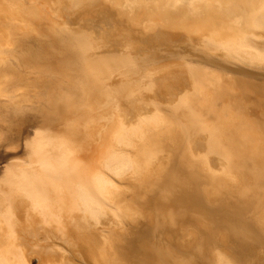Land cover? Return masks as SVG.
I'll use <instances>...</instances> for the list:
<instances>
[{
    "label": "rangeland",
    "instance_id": "1",
    "mask_svg": "<svg viewBox=\"0 0 264 264\" xmlns=\"http://www.w3.org/2000/svg\"><path fill=\"white\" fill-rule=\"evenodd\" d=\"M3 1L0 264H264V187L241 195L264 175V61L241 59L224 47L222 39L238 27L227 18L211 34L200 19L194 21L200 25H181V16L195 13L192 6L140 0L132 6L145 8L144 15L133 17L139 24L147 20L152 27L167 10L176 26L161 42L136 45V33L120 35L128 30L130 17L105 8L127 5L108 3L97 7L101 14L89 17L87 11L84 18L50 0ZM211 11H200L210 27ZM113 30L120 44L111 42L117 39ZM262 34L248 33L247 38L264 51ZM96 67L105 73L91 82L95 88L89 94L84 85ZM177 75L189 78L172 93L162 95L149 87ZM220 83L230 87L222 96L215 93ZM122 86L135 89L146 113L131 117L122 112ZM106 95L109 105L101 103ZM92 105L96 111L91 113ZM148 111L157 115V124ZM218 122L226 128L225 143L239 149L225 157L214 154V167L191 138L199 132L194 140L205 141L204 127ZM137 126L149 133L146 165L136 161L144 144ZM185 150L196 164L187 163ZM116 153L133 158L134 166L117 169L122 160L113 163ZM191 166L196 203L211 215L189 201H169L172 172L191 171ZM57 173L75 176L66 188L76 210L66 225L49 220L57 185L45 178ZM103 174L113 180L110 193L101 185ZM85 198L108 216L93 224L104 260L86 243L70 241L82 233L78 223L89 225ZM15 201L20 205L14 210Z\"/></svg>",
    "mask_w": 264,
    "mask_h": 264
},
{
    "label": "bare ground",
    "instance_id": "2",
    "mask_svg": "<svg viewBox=\"0 0 264 264\" xmlns=\"http://www.w3.org/2000/svg\"><path fill=\"white\" fill-rule=\"evenodd\" d=\"M50 1L53 2L54 5L56 3H58L61 6L69 7L70 12H73L74 14H77L78 16H82L84 18H87L84 16V15L88 14L87 11H91L89 17L95 16V14H101L100 11H97V9H98L97 7L106 5L108 3H113V4H116L117 6H120V7H123L124 5L129 6V8H126V9L120 8L121 10H114L115 8H113V7H105V8H106V11L120 12L121 14L119 16L121 18L126 17V19H127L130 17V20H132V22L127 27L128 30H126V32L125 31L121 32L117 27H115V26L114 27H115V29H117V31H120V35L123 37H124L125 33H131V32L136 33L137 36H135V38H133L134 40L135 39L138 40L136 42V45L151 44L152 41L161 42L164 39H166V37H168L170 35V31L172 29H174V26H176V25H173L168 20L170 18L168 17L169 15H167V10L163 11V13L166 15L162 19L157 18L156 22L153 24L152 27L149 26V23L147 22V20L145 22H143L142 24H139L140 22L136 19H133V17H136L137 15H144L143 10H145V8L137 11L138 8H132V6H133V4L138 3L140 0H50ZM143 1L150 2L151 4H158V3L164 2L165 4L167 3V5H171V6L177 5L178 2H183L189 6H192L195 9V13H189L188 16H183V17L181 16L180 17V19L182 20L181 25L182 26L186 25V27L192 26V25H200V23H194L195 20L200 19L201 22L203 23L202 26H204V29H206V31H210L211 34H212V31L214 32L215 29L217 27H219V25H222L223 22H225L227 20V18H229V20H228L229 23H231V25H236L238 28L235 29L234 32L228 33L227 36L222 39V43H223L224 47L228 51L232 52L233 54H235L237 57H239L241 59L250 60L253 62L264 61V51L259 50L255 46H253L247 38L248 33L258 34V35H263L262 33H264V0H143ZM3 6H4V1L0 0V7H3ZM199 8H201V9L198 10ZM2 9L3 8H0V16H2L3 12H4ZM99 9H102V8H99ZM202 10H212L211 11V17L214 19L213 26L210 27L207 25V22L209 20H207L208 18L203 17L205 14L200 13V11H202ZM217 23H218V25H217ZM105 33H106V35H108L107 32H105ZM109 33H111V32H109ZM116 34L117 33L114 30L111 33V35H113V38H117ZM111 42H114L115 44H120L118 42V38L111 41ZM68 57H71V56L69 55ZM103 72L105 73V70H102L100 67H96L95 71H94V75L93 76L89 75L87 77V80H86L87 84L84 85V89L86 90L87 93L90 94V92L93 91L95 86H94V84H91V82H93L94 80L97 81L98 76L101 75V73H103ZM100 77H102V75ZM188 78L189 77L188 76L186 77L185 75H183V76L177 75L169 82H164L162 80H155L154 82H151V84H149V87L151 89L157 91V93H161V94L163 92L172 93L176 89L184 86L183 83L187 82ZM215 88H216L215 93L218 94V96H222L223 94H225L226 92L229 91L230 87H229V84H221L220 83V84H216ZM144 89H146V88H144ZM119 90H120V93L118 96V100L120 103V108L124 114H128L129 116L132 115L131 117H133L134 115H140L141 113H146L145 112L146 108L143 107V104H142L143 102L141 99H139L140 95L135 91L134 88H132V87H125L124 88V86H122L121 88H119ZM103 102L107 105L110 104V99H109L108 95L103 97V101L101 103L103 104ZM92 106H91V113L95 110V105L93 107ZM98 113H100V112H98ZM148 116L150 117V119L153 121L154 124L158 123V119L156 117L157 115L154 116L153 113L149 112ZM79 120H80V118H79ZM93 125L95 127V124H93ZM92 126H91V128H92ZM96 126L98 127L97 124H96ZM94 127H93V129L95 130ZM117 128H116V130H117ZM204 129L208 135V136H206L205 141L201 140L200 137L197 140H194V136H197V135L201 136V133H199V132H198V134H195L191 138V141L193 143V146H194L195 142L197 143V144H195L196 145L195 149H197V148L201 149L202 148L204 150V153L207 154L208 162L213 163V166H214V163L216 161L214 154L215 155L221 154L224 156V155H228V154L233 155L234 152H238L237 150L239 148H236L234 150V148L231 145H228V143H225L226 140L224 139V136L226 135V133H225L226 128H225L224 124L218 122L214 125H206L204 127ZM75 130H76V128H75ZM76 131H78V130H76ZM91 132H93V131H91ZM136 133L139 134L141 139H143V141H144L143 142L144 144L140 148V151H142V152H139V159L138 160L136 159V161H139V164H141V165H144V164L146 165L150 161V158L147 155V152H148L147 143L149 142V136H148L149 133H147L148 134L147 135L140 127H138V129L136 130ZM126 134H128V133L126 132ZM83 135H84V132H83ZM107 136H109V135H106V137ZM118 136H120V141L122 143L125 142V136L123 134L118 135ZM246 136H247V134H246ZM76 137H77V135H76ZM202 137H204V136H202ZM248 137L250 138L249 135H248ZM106 144H107V142H106ZM260 144H262V143H260ZM140 145H141V143H140ZM186 147H188V145H186ZM184 153H185V158L187 159V163L196 164L195 162H193V159L191 158V155L189 152H187L185 150ZM119 158H121L122 161H120V162L118 161V166H116V168L119 169L120 171H124L125 169L134 166L135 160L129 156L124 155L123 153H116L114 155V158H113V163H116L117 162L116 160H119ZM237 158H238V156H237ZM237 161H238V159H237ZM216 166H217V164H216ZM235 166L238 167V164L236 163ZM191 168H192L191 171H185V170L180 171V169H178V170H174V172H172V178L174 181L172 191L174 194L170 195L169 201L172 200V202H178L181 204H184L187 201H189L190 203H193L194 206L198 210H202L205 215H211L212 213L206 210V208H207L206 206H205L206 208L204 209L201 204L196 203L197 197L195 196L194 182L192 181V180H194V170H193L194 168H193V166H191ZM89 169L90 168L88 167V170ZM188 172H190V173H188ZM89 173H90V171H89ZM73 175H75V174H73ZM74 177L75 176L70 177L68 179V178H65V176H63L61 173H57L49 179H47L48 177L45 178L47 183L50 182V183H54L55 185H57V199L55 201V208H54L53 213L49 214V220H56L58 224L66 225V221L70 220V217L72 215H74L75 210H76V202L74 199V195L71 194V192H69L68 188H66V187H68L67 185H69V182L71 184V182L73 181L72 179H74ZM244 177H245V175H244ZM79 178H81V177H79ZM111 180H112L111 178H109L108 176H106L104 174L101 177V185H102V187L106 193L111 192V186L113 185V183H112L113 180L112 181ZM219 181H221V180H219ZM88 183L89 182H87V184ZM218 184H219V182H218ZM58 186H60V187L58 188ZM61 186H63V187H61ZM115 186H117V185H115ZM260 187L261 188L264 187V175L259 176L258 180L256 182H254L253 185H252V183L247 184L243 188L241 195L244 197L245 195L252 193L255 188H260ZM52 188H56V187L52 186ZM55 191H56V189H55ZM219 192H217L216 194H218ZM240 198H241V196H240ZM85 202H86V210L89 212V217H90L89 225H87V226L82 225L81 226V224L78 223L82 233H78L76 235L70 236V241L73 244H78V245H84V243H86L90 247L91 251L93 252V254L95 256H97V257L99 256V257H101L102 260H104L102 258L104 256V254H103L102 249L100 247V245L102 244L101 236L93 230V224H95L96 220H99L102 217L105 218L108 216L99 207L92 206V204L90 203L88 198H85ZM16 205H20V203H18L16 201L14 202V204L11 203L12 209L15 210ZM173 219L175 220L174 217H173ZM105 220L108 221L107 218ZM168 257L171 258V255ZM104 258H105V256H104ZM106 258H108V257L106 256ZM97 260H98V258H97ZM99 261H100V258H99ZM102 263H104V262H102ZM176 264H178L177 261H176ZM219 264H226V263L223 262L222 260H219Z\"/></svg>",
    "mask_w": 264,
    "mask_h": 264
}]
</instances>
